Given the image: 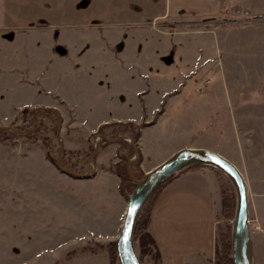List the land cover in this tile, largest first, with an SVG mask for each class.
<instances>
[{"label":"rangeland","instance_id":"obj_1","mask_svg":"<svg viewBox=\"0 0 264 264\" xmlns=\"http://www.w3.org/2000/svg\"><path fill=\"white\" fill-rule=\"evenodd\" d=\"M123 2L10 0L2 9L0 127L8 133L0 129V264H102V256L106 263L109 253L99 243L117 241L128 196L134 188L126 164L129 157H124L118 165V170L129 176L126 199L119 202L115 189L108 190L98 176V156L101 144L109 139L122 138L130 151L132 145L135 150L136 142L130 128L110 125L103 131L98 130L99 135L89 128L101 118H115L123 113L132 114L127 118H142L140 112L136 114L140 103L137 92L145 78L138 68L150 72L149 66H159L156 59L160 55L156 57L154 52L166 44L163 36L150 35L149 47L138 55L130 49L123 65L119 63L121 60L114 59L111 51L99 47L100 44H87L83 59L95 63V72L79 76L67 69L58 73L60 70H54V66L57 63L64 66L70 52L62 42L51 45L55 31L48 24L60 27L59 36L71 30L97 28L99 22L114 26L123 23L118 19L128 10ZM218 27L226 48L220 59L216 55L200 58L192 52L181 55L182 72H185L184 65L189 67L187 71L208 72L202 81L199 79L200 83L197 76L184 80L183 74L177 75L174 70L165 72L161 68L158 73L156 68L151 69L155 104H162V95L157 89L182 88L183 91L169 99L167 112L157 125L145 130L144 136L150 150L155 149L154 160L163 158L189 132L203 128L213 134L222 126L226 129L232 117L227 113L235 111L234 121L244 150L238 164L252 192L264 191V19H231L191 28L205 31ZM81 40L72 37L71 41L76 46L87 43L84 38ZM103 77L111 78L112 83L105 86ZM43 79L47 89L59 90L76 106L77 115L44 95L57 98L56 92H42L34 86ZM26 81L34 85L16 87ZM116 89L126 93L127 104L122 106L120 99L109 97L110 90ZM15 101L29 103L36 111L25 114L22 108L29 104L20 105ZM53 106L60 111V120L53 112H45ZM108 111H112V116ZM156 114L153 111L150 117L155 118ZM147 124V121L135 123L134 132ZM105 130L110 136L104 134ZM96 142L100 143L97 149ZM135 160L131 170L136 167L132 166ZM93 167L96 170L89 176L87 173ZM70 170L79 176L66 172ZM104 200L112 202L107 204L108 210H100L99 202ZM153 205L150 200L142 213L153 210ZM216 213L221 228L227 220H223L222 209L218 208ZM233 219L228 221L233 224ZM262 230L260 224H253L252 236ZM214 236L217 248L218 227ZM134 243L139 255L138 239L134 238ZM112 251L113 264H121L118 250L117 254ZM154 262L146 256L142 263Z\"/></svg>","mask_w":264,"mask_h":264},{"label":"crops","instance_id":"obj_2","mask_svg":"<svg viewBox=\"0 0 264 264\" xmlns=\"http://www.w3.org/2000/svg\"><path fill=\"white\" fill-rule=\"evenodd\" d=\"M123 1V3H126L128 10L123 18L118 19L119 22L123 23H116L114 26L99 22L96 24L97 28H90L87 31L71 30L65 34L62 32L61 36H59L58 30L60 27L53 23L48 24L55 31L51 45L55 46L58 42H62L68 47L70 52V56H67L69 60L63 62L64 66H62V63H57L54 66V70H60L58 73H64L67 69H70L71 72H75L79 76L88 75L93 71L95 72L96 69L95 63L87 62L83 59V50L88 45L100 44L99 47L104 51H111L114 59L121 60L119 63L123 65L125 63V55L130 49L138 55L149 47L150 35L163 36V44L166 45L162 49L157 48L154 52L156 57L160 55L156 59L159 66H149L150 72L138 68V72L145 78L142 88L137 92L140 103L136 114L140 112L142 118H127L129 115H132L127 113H123V115H118L117 117L114 116L115 118H101L89 128L91 132L94 134L103 123L133 122L137 125L143 121H147L148 124L140 128L141 134L137 146L138 154L139 149L142 153L140 167L143 173L154 168L180 148L200 147L224 155L235 163L245 176L238 164L240 158L244 156V150L242 143H240L239 133L234 121L235 111L227 113L232 117L231 123L228 122L229 124L226 129L222 126L215 129L213 134L205 132L203 128L189 132L185 140L180 145L175 146L172 152H168L163 158L155 160V149L150 150L144 133L147 128L157 125L161 117L167 112L170 107L169 99L183 91L182 88L157 89L162 95L160 96V103L162 104H155L153 96L156 94L153 95L152 93L153 80L151 79V69L156 68L158 73L161 72V68L165 72H172L174 70L177 75L182 73L184 80L191 79V77L196 78L194 76H197L198 82L199 79L202 81L208 75V72L199 73L194 69L187 71L189 68L187 65H184L185 72H182L181 68L183 67L180 66L183 64L181 55L184 52L196 53L200 58L203 55H216L218 60L226 53V48L223 47L219 27L205 31L194 30L191 27L202 23L220 24L223 21L226 22L231 19L245 21L251 20V18L264 19V0ZM8 3H10V0H0L1 15L2 9ZM1 18L0 16V20H2ZM72 37H80V40L84 38L87 43L76 46L78 44L72 43ZM161 53L164 54L161 55ZM162 59L164 62L161 61ZM198 64L196 65L197 67ZM44 80H40V83H34L35 85L31 81H26V84L24 82L22 84L19 83L16 87L34 85L42 92H45L43 90L56 92L57 98L51 96L52 94L44 93V95L50 96L52 100L60 103L64 109L71 111L73 115H77L76 106L72 105L59 90L52 91L47 89L44 85L45 83L43 84ZM102 83L108 86L112 83V80L111 78L103 77ZM199 83L198 85H200ZM110 91L109 97L120 99L122 106L129 102L123 90L116 89ZM15 102L20 105L23 103L20 101ZM25 104L29 103H23L22 105ZM29 106L30 104L23 106V108ZM54 108L59 111L57 107ZM153 111L157 112L155 118L150 117ZM108 112L112 116V111ZM151 121L154 122L151 123ZM107 131L104 134L110 136V133ZM121 139H109L107 142L101 144L98 156V159H100L98 160L100 163L98 176L106 183L105 185L108 190L115 189L120 199L119 202H123L126 193L122 189L123 179L117 166L118 164L121 165L124 157H129L128 159H130L135 154V150L131 152L130 146L127 143H123ZM124 139L126 140V138ZM155 140L157 144V138ZM126 164L128 165V161ZM94 172L91 174L93 175ZM248 195L251 228L255 223L260 224L263 228L262 231H258L252 236L254 253L258 264H264V191L252 192L248 186ZM216 199L217 202H215ZM99 203L100 210H108L107 204L112 202L104 200ZM218 208L222 209V191L220 177L215 169L195 164L185 168L181 173L174 176L155 200L149 224V230L157 240L161 253V260L157 264H216L217 248L215 247L217 245L215 246L214 233L218 227L219 234L221 226L220 224L218 225L216 219ZM223 220H225L224 217ZM102 258L105 260L104 256ZM104 260L102 264H110L109 258L106 259V263Z\"/></svg>","mask_w":264,"mask_h":264},{"label":"water","instance_id":"obj_3","mask_svg":"<svg viewBox=\"0 0 264 264\" xmlns=\"http://www.w3.org/2000/svg\"><path fill=\"white\" fill-rule=\"evenodd\" d=\"M4 128V127H0ZM100 145L96 142V149ZM94 149L91 157H93ZM138 156V148L135 146V155L128 161V173L134 188L128 196V205L117 238V250L121 264H143L134 243V227L136 219L152 192L170 175L195 164H211L222 170L233 183L237 194V208L233 219L232 249L235 264H258L252 241L249 217L248 186L242 171L238 166L224 155L206 148L183 147L175 151L167 159L144 173L141 178L134 176L131 163ZM91 173L94 172V167ZM135 206V211L132 208ZM131 212V214H130ZM131 225V227H129ZM128 239L125 241L124 234Z\"/></svg>","mask_w":264,"mask_h":264},{"label":"trees","instance_id":"obj_4","mask_svg":"<svg viewBox=\"0 0 264 264\" xmlns=\"http://www.w3.org/2000/svg\"><path fill=\"white\" fill-rule=\"evenodd\" d=\"M37 110H41V109H37ZM30 111L34 112V111H36V108L24 107L22 109V112L25 114L29 113ZM45 112H47V113L53 112V114H55L57 117H59V120H60V113L55 108L45 109ZM134 124L135 123H133V122H115L114 124L103 123L100 125L98 130L103 131V129L105 127L110 126V125H113V126L119 125V126H123L125 128H130V130H132V134L134 136L136 146H138V140H139L141 132H140V130H137L136 132H134V130H135ZM1 131L8 133V130L6 128L2 129ZM131 145H132V143H131ZM131 147H132L131 152H134V146L132 145ZM141 160H142V153H141V150L139 149V154H138L135 162L132 164V166H136L134 169H132V171L137 178H141L144 175V173L142 172L141 167H140L141 166L140 165ZM200 165L211 167V168L215 169L219 174L221 191H222L223 217H224V219L227 220V222L224 223L223 226L219 229L218 247L216 250V264H235L234 259H233V249H232V228H233V224L230 221H228L229 219L234 218L235 214H236L237 194H236L235 187H234L233 183L231 182V180L228 178V176L219 168H217L211 164H200ZM183 170H185V168L181 169V170L177 171L176 173L167 177L152 192V194L149 196V198L146 200L145 204L143 205V207H142V209H141V211H140V213L136 219V223H135V227H134V238L136 240L138 239L139 247H140L139 257H140L142 262H144V259L146 256L147 257L150 256L151 258H153L155 261L154 262L155 264H157L161 260V253L159 251L157 240L154 238L153 234L149 230V224H150L152 210L150 209L149 211H147V214H145V215L142 213L143 212L142 210H143L144 206H146V204L150 200H151V202H155V200L157 199L159 194L162 192L164 187L167 185V183L174 176L181 173ZM68 172L70 174H72L73 176H79V174L74 173L71 170ZM87 174L89 176L92 175L91 173H87ZM120 174H121L122 179H123L122 180V189L125 190V193H126V190H127V188H126L127 183L126 182L129 179V176L127 173L120 172ZM98 246H100L102 248H106L108 250L110 264H113L114 259H115L114 258L115 254H114V251H112V250H115V253L117 254V241H110L109 243H106V244L99 243Z\"/></svg>","mask_w":264,"mask_h":264},{"label":"snow or ice","instance_id":"obj_5","mask_svg":"<svg viewBox=\"0 0 264 264\" xmlns=\"http://www.w3.org/2000/svg\"><path fill=\"white\" fill-rule=\"evenodd\" d=\"M131 211H132V212L135 211V206L132 208ZM130 214H131V212H130ZM129 227H131V225H129ZM124 239H125V241H127V239H128V234H127V232L124 234Z\"/></svg>","mask_w":264,"mask_h":264},{"label":"built area","instance_id":"obj_6","mask_svg":"<svg viewBox=\"0 0 264 264\" xmlns=\"http://www.w3.org/2000/svg\"><path fill=\"white\" fill-rule=\"evenodd\" d=\"M257 227V226H256ZM258 227H260L259 225H258Z\"/></svg>","mask_w":264,"mask_h":264}]
</instances>
